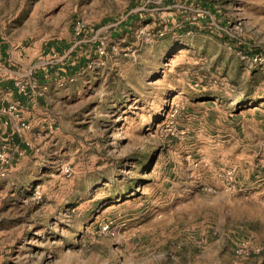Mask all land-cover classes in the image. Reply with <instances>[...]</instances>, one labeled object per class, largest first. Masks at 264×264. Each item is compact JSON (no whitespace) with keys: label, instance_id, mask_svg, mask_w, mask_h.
Segmentation results:
<instances>
[{"label":"rangeland","instance_id":"374dc122","mask_svg":"<svg viewBox=\"0 0 264 264\" xmlns=\"http://www.w3.org/2000/svg\"><path fill=\"white\" fill-rule=\"evenodd\" d=\"M0 40L89 56L0 176V264H264V0H0Z\"/></svg>","mask_w":264,"mask_h":264},{"label":"crops","instance_id":"0c3cea01","mask_svg":"<svg viewBox=\"0 0 264 264\" xmlns=\"http://www.w3.org/2000/svg\"><path fill=\"white\" fill-rule=\"evenodd\" d=\"M67 45L66 42L62 45L52 44L46 47L48 53L43 58H38L36 53L26 48H13L5 40H0V145L8 141L22 150V156L25 154L22 158L15 157L7 175L14 172L22 160L31 154L29 141L39 138L42 142L54 119H58V104L53 98L62 100L64 91L56 86L51 90L49 85L53 84L52 74L62 76L67 70V66L61 67L62 65H68L69 61L74 59H78L76 63L81 64L89 57L83 52V40L75 42L64 56H60L63 47ZM69 69L76 68L74 66ZM19 81L26 84V94L17 86ZM14 103L20 107L19 117L5 111ZM259 122L262 124L261 120ZM22 124H28L30 129L23 128Z\"/></svg>","mask_w":264,"mask_h":264},{"label":"built area","instance_id":"2783aa9c","mask_svg":"<svg viewBox=\"0 0 264 264\" xmlns=\"http://www.w3.org/2000/svg\"><path fill=\"white\" fill-rule=\"evenodd\" d=\"M76 31V35H80L83 32V26L81 23H77L74 27ZM17 86L20 88V90L23 93H27V86L24 82L19 81L17 83ZM6 112H12L17 117H19L20 114V107L17 103H14L10 105L7 109H5ZM23 128L30 129V126L28 124H22ZM23 152L19 148L12 146L8 141L3 142L0 145V176L5 177L10 169V167L13 165L15 161L16 155H22ZM231 178L233 176L232 172H228L226 174ZM249 247L248 243L242 242L240 245L236 248V254L239 256H243L249 253Z\"/></svg>","mask_w":264,"mask_h":264},{"label":"trees","instance_id":"16d2710c","mask_svg":"<svg viewBox=\"0 0 264 264\" xmlns=\"http://www.w3.org/2000/svg\"><path fill=\"white\" fill-rule=\"evenodd\" d=\"M207 6V8H209V9H211V6H209V5H206ZM257 51H254V52H248V54L249 55H254V53H256Z\"/></svg>","mask_w":264,"mask_h":264}]
</instances>
